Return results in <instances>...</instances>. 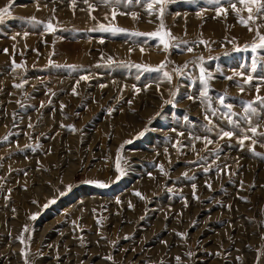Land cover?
<instances>
[{
    "label": "rangeland",
    "instance_id": "obj_1",
    "mask_svg": "<svg viewBox=\"0 0 264 264\" xmlns=\"http://www.w3.org/2000/svg\"><path fill=\"white\" fill-rule=\"evenodd\" d=\"M232 3L0 0V264H264V0Z\"/></svg>",
    "mask_w": 264,
    "mask_h": 264
},
{
    "label": "snow or ice",
    "instance_id": "obj_2",
    "mask_svg": "<svg viewBox=\"0 0 264 264\" xmlns=\"http://www.w3.org/2000/svg\"><path fill=\"white\" fill-rule=\"evenodd\" d=\"M10 2H11V0H10ZM155 2H156L157 4H160V5L162 6V5L165 3V0H155ZM224 2H229V3H231V6H232L233 10H236L237 13H238V10H237V8H236V3H232V0H224ZM238 2H239L240 4H243V5L247 6V11H248V13H249V17H248V19H249V20H252V19H253V16H252V8H251L249 5L257 4V3H258V0H238ZM215 3H216V4H220V3H221V0H215ZM148 7H149V9H151L152 5L149 4ZM260 11H264V5H261V6L257 9V12H258V13H259ZM161 13H163V7H161ZM220 13L227 14V10L224 9V8H221V7H217V14L219 15ZM7 14H9V12H8V7H7V6H6L5 8H3V9H0V20H2V19L5 17V15H7ZM241 23H247V22L244 21V20L242 19V20H241ZM49 27H51V25H49ZM104 30H106V31H107V30H111V31H114V32L124 31L123 29H119V28L104 29ZM146 35H150V36H159V33H150V34H146ZM165 35H167V34H165ZM260 40H261L260 44L255 45L253 50H255V48H264V37H261ZM160 42L164 44V47H165V48H168V47H169V45L164 41V39H163L162 36L160 37ZM188 51H192V49L189 48ZM17 66H18V65H17ZM253 67H255V65H254ZM162 69H163V64H161L160 67H158V68H156V69H147V70H149V71H157V72H160V71H162ZM178 74H179V72H178ZM163 76H164V78H166L169 82L171 81V76H170V74H169L168 72H166V71L163 72ZM81 79H82V80H85V79H87V77L82 76ZM201 79H202V80L204 79V76H203V75L201 76ZM245 82L247 83V82H249V81H245ZM15 86H16V87H20L21 85L17 84V85H15ZM102 87H103V85H102ZM73 91L75 92V89H73ZM137 91H139V89H137ZM206 94H207L206 91H205L204 93H202V95H205V96H206ZM173 95H175V94H173ZM256 99L259 100L260 103H261L262 105H264V98L258 96ZM166 103H172V101H166ZM220 103H221V104H224V97H220ZM228 107H230V106H228ZM250 107H251V106H250ZM249 131H251V132L253 133V135L256 134V129H255V128H250ZM140 135H143V133H140ZM260 135L264 136V133H261ZM232 136H233V132H232V131H223V132H222V137H232ZM5 139H7V137H5ZM247 139H249V137L245 135V136L239 141V143H240L241 145H243V144H244V141L247 140ZM252 142H253V143H256L255 140H253ZM207 143H211V141L208 140ZM256 155H259V153H256ZM116 168H117V171L120 172L121 175H123V169H122V167H121V165H120V161H119V159L117 160ZM205 171H207V169H205ZM117 179H119V177H117ZM100 186H101V187H106V185H104V184H101ZM193 188H195V185H193ZM136 195H137V196H140V193L137 192ZM53 202H54V201H50L49 203H53ZM129 206L131 207V205H129ZM45 207H47V205H45ZM32 219H36V216L33 215Z\"/></svg>",
    "mask_w": 264,
    "mask_h": 264
}]
</instances>
